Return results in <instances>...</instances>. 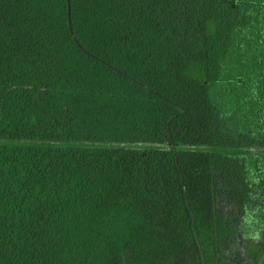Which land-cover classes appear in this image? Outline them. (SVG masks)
I'll return each mask as SVG.
<instances>
[{
    "label": "trees",
    "instance_id": "obj_1",
    "mask_svg": "<svg viewBox=\"0 0 264 264\" xmlns=\"http://www.w3.org/2000/svg\"><path fill=\"white\" fill-rule=\"evenodd\" d=\"M0 264H264V0H0Z\"/></svg>",
    "mask_w": 264,
    "mask_h": 264
},
{
    "label": "rangeland",
    "instance_id": "obj_2",
    "mask_svg": "<svg viewBox=\"0 0 264 264\" xmlns=\"http://www.w3.org/2000/svg\"><path fill=\"white\" fill-rule=\"evenodd\" d=\"M220 92V91H219ZM217 95V94H216ZM218 95H219V93H218ZM217 100V99H216Z\"/></svg>",
    "mask_w": 264,
    "mask_h": 264
},
{
    "label": "water",
    "instance_id": "obj_3",
    "mask_svg": "<svg viewBox=\"0 0 264 264\" xmlns=\"http://www.w3.org/2000/svg\"><path fill=\"white\" fill-rule=\"evenodd\" d=\"M192 223H193V221H192Z\"/></svg>",
    "mask_w": 264,
    "mask_h": 264
}]
</instances>
